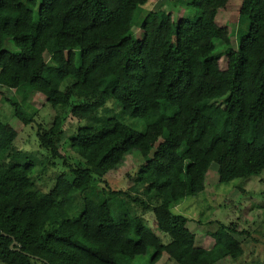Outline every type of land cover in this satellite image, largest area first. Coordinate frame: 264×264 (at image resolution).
<instances>
[{
  "label": "trees",
  "instance_id": "1",
  "mask_svg": "<svg viewBox=\"0 0 264 264\" xmlns=\"http://www.w3.org/2000/svg\"><path fill=\"white\" fill-rule=\"evenodd\" d=\"M227 2L187 0L195 19L174 22L164 11L142 16L148 0H0V86L20 98L7 102L24 126L36 112L29 94L46 98L53 123L36 137L62 170L49 191L38 190L35 162L14 148L17 133L0 114L1 264H131L150 251V264L163 254L174 264H216L243 255L234 227L219 224L205 249L188 219L172 213L204 192L211 165L219 184L264 172V0H242L235 49L216 24ZM110 99L145 131L115 118L81 128L70 149L82 165L71 164L59 152L63 118L89 119ZM219 100V114L200 108ZM158 141L128 191L90 188L91 175L134 152L147 156ZM131 205L150 209L167 244Z\"/></svg>",
  "mask_w": 264,
  "mask_h": 264
},
{
  "label": "rangeland",
  "instance_id": "2",
  "mask_svg": "<svg viewBox=\"0 0 264 264\" xmlns=\"http://www.w3.org/2000/svg\"><path fill=\"white\" fill-rule=\"evenodd\" d=\"M187 0H148L142 7V16L146 12L164 11L171 15L174 22L180 19H195L196 13L186 6ZM242 0H228L223 8H220L216 16V24L224 28L229 36L232 47L236 48V31L238 13ZM131 34L140 39L142 32L133 28ZM5 49L16 53L17 49L9 42H5ZM227 65L225 57L219 61V67L224 70ZM20 98L13 90L0 86V114L1 121L8 124L17 133L14 140V148L27 155L35 162L33 178L36 179V187L42 192L49 191L59 173L62 172L59 162L52 165L49 155L44 151L37 140L38 127L47 130L52 126L54 112L47 103L46 98L37 92L29 94L27 103L35 110L33 123L24 126L12 116V109L8 100ZM224 104L221 100L205 104L200 108H207L215 114H219ZM110 118L129 126L137 132L145 131V123L138 118L127 116L120 105L113 99L99 109L92 117L86 120H78L66 114L63 118L61 131L62 140L59 144V152L71 164L82 165L80 159L70 149L71 140L81 128L92 127L104 123ZM163 147V142L158 141L145 157L135 155L128 156L123 164L116 170L107 173L103 177L91 175L89 186L96 193L102 189L113 191H128L133 186L137 173L143 164L152 159ZM147 200V198H146ZM152 206L153 203L151 202ZM131 212L138 215L142 223L163 244L169 242V238L162 234L155 222L153 213L142 211L140 207L130 206ZM172 213L188 219L187 229L195 236V244L198 247L209 249L213 245L210 234L215 232L219 224L232 226L241 235H235L242 247L243 255L237 259H223L216 264H264V172L257 176L245 179H237L228 184L218 183L216 165H211L205 181V190L198 195L189 196L172 209ZM152 252L144 256L136 257L131 264H150ZM1 264V263H0ZM156 264H174L166 254Z\"/></svg>",
  "mask_w": 264,
  "mask_h": 264
},
{
  "label": "water",
  "instance_id": "3",
  "mask_svg": "<svg viewBox=\"0 0 264 264\" xmlns=\"http://www.w3.org/2000/svg\"><path fill=\"white\" fill-rule=\"evenodd\" d=\"M1 235L5 236L4 234H1ZM16 245H17V243L14 240H12V244H11L10 248H13V246H16ZM15 250L19 251L20 249H19V247H17Z\"/></svg>",
  "mask_w": 264,
  "mask_h": 264
}]
</instances>
